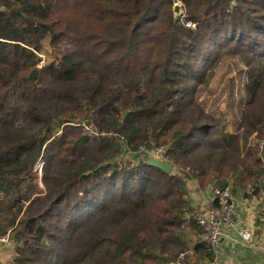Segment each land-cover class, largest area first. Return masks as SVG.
I'll list each match as a JSON object with an SVG mask.
<instances>
[{"label":"trees","instance_id":"16d2710c","mask_svg":"<svg viewBox=\"0 0 264 264\" xmlns=\"http://www.w3.org/2000/svg\"><path fill=\"white\" fill-rule=\"evenodd\" d=\"M47 38L63 49L56 62L38 55ZM226 56L247 66L231 133L195 90ZM77 116L110 135L88 137ZM124 148L139 162L120 169ZM142 148L173 169L134 156ZM39 157L44 190L31 173ZM191 179L262 191L264 0H0V234L13 231L11 264H214L193 239Z\"/></svg>","mask_w":264,"mask_h":264},{"label":"rangeland","instance_id":"374dc122","mask_svg":"<svg viewBox=\"0 0 264 264\" xmlns=\"http://www.w3.org/2000/svg\"><path fill=\"white\" fill-rule=\"evenodd\" d=\"M184 22V20H183ZM194 22L192 21H185V25L194 28ZM193 25V27H192ZM62 45L64 46V40L62 41ZM206 50H213L212 45L207 43L205 46ZM63 49L59 48V46L54 47L51 46L49 43V39H45L42 42V49L38 52L39 57H41L43 62H50L55 61L57 56L60 55V52ZM247 66L243 63L241 58L237 57H228L220 59V61L215 64L212 68V76L210 77L209 81L206 85L200 84L197 89L200 99L206 104L210 113L216 115V111L219 115L221 120V125H223L224 130L226 132H233L235 123L238 120V111L240 105L244 102L246 98V92L244 90V86L247 81L246 70ZM93 118L87 116H77L74 120V125L79 126L83 133H86L88 137L91 138H99L103 137V135H110V132H100L95 129L93 126ZM65 124L62 123V127ZM53 132L52 134H54ZM59 132L55 133L58 135ZM148 152L149 156H152L157 159H161L163 161H167L162 157V152H160L159 148L153 149V151H149L148 149L142 148L140 151ZM141 157V158H140ZM139 159H142L144 162L146 161V156L139 155ZM116 165L122 169V166L133 165L139 160H136L131 157V152L127 149H123L117 155V158L114 159ZM45 162V157H39L33 165V169L31 171L32 174L35 175V179L39 185V187L44 190V186L42 184V174H43V165ZM168 162V161H167ZM114 163V162H113ZM193 183V181H192ZM193 190V186L191 191ZM79 194V193H77ZM54 229V228H53ZM10 229V234H11ZM12 236V235H11ZM11 245H1L0 244V261L3 264H11L12 259L16 252V241L13 239ZM9 246V247H8ZM256 253V254H255ZM248 252L242 250V257L245 258L243 260H236L237 264H253L248 263L252 259L255 261H259L260 259L264 260V251L258 252ZM186 258H183V255H180L177 259L173 262L168 264H180L185 261ZM180 262V263H179ZM258 263V262H257ZM227 264V263H225ZM261 264V263H258Z\"/></svg>","mask_w":264,"mask_h":264},{"label":"crops","instance_id":"0c3cea01","mask_svg":"<svg viewBox=\"0 0 264 264\" xmlns=\"http://www.w3.org/2000/svg\"><path fill=\"white\" fill-rule=\"evenodd\" d=\"M228 133H231V131ZM192 186L193 190L191 191ZM213 186L210 183L201 187L194 179L187 181V188L191 193L193 202V211L206 207L207 201L211 199ZM229 186L231 187L233 203L236 209L235 222L233 226H223V237L219 247L214 250V264H237V259L245 261V258H241L243 256L241 254L242 250L247 251V253L252 251L254 253L260 251L261 253V247L264 242V202L261 197L263 188L260 191L261 193L252 194L250 188L243 189L231 184ZM245 227L253 232L250 242L243 241L237 233L240 228ZM252 262L253 264H264L263 259L259 261L252 259L248 263Z\"/></svg>","mask_w":264,"mask_h":264},{"label":"built area","instance_id":"2783aa9c","mask_svg":"<svg viewBox=\"0 0 264 264\" xmlns=\"http://www.w3.org/2000/svg\"><path fill=\"white\" fill-rule=\"evenodd\" d=\"M261 197L264 202V186ZM233 201L231 187L229 185L223 188L213 186L211 199L207 201L206 207L198 209L192 214V217L201 228L200 232L194 236L195 242L205 243L213 250L219 247L224 233L223 226H233L235 222L236 209ZM237 233L243 241H251L253 235L251 229L247 227L240 228ZM11 239L10 229L0 234L1 245L10 246L12 243ZM261 249L264 251V242Z\"/></svg>","mask_w":264,"mask_h":264},{"label":"water","instance_id":"95a60500","mask_svg":"<svg viewBox=\"0 0 264 264\" xmlns=\"http://www.w3.org/2000/svg\"><path fill=\"white\" fill-rule=\"evenodd\" d=\"M172 14H173V20L177 21L181 16L184 14V8L182 4L179 2H175L172 6ZM144 155L146 156V163L155 167L160 168L161 170L165 172H170L173 169V165L170 162L163 161L161 159L154 158L152 156H149L148 152L141 151V152H135L134 156Z\"/></svg>","mask_w":264,"mask_h":264}]
</instances>
